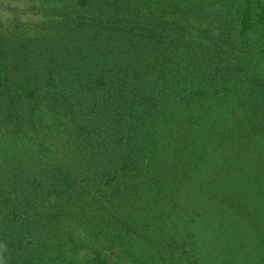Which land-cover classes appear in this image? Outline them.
I'll return each mask as SVG.
<instances>
[{"label": "trees", "instance_id": "obj_1", "mask_svg": "<svg viewBox=\"0 0 264 264\" xmlns=\"http://www.w3.org/2000/svg\"><path fill=\"white\" fill-rule=\"evenodd\" d=\"M44 1L62 6L59 0ZM91 1L79 0L67 11L69 19L66 10L52 13L31 36L0 30V264L37 250V235L50 248L54 227L72 234L69 216H86L93 201L102 206L99 191L120 187L129 195L131 185L120 182L124 174L118 173L133 174L137 164L128 156L156 152L158 139L168 141L163 143L171 147L162 144L167 150L183 139L182 152L190 157L182 170L188 173L192 165L194 173L152 190L153 210L143 214L141 224L164 225L176 205L186 217L183 231L193 237L190 224L195 228L222 213L240 229L242 249L263 264L257 206L250 205L257 201L255 192L264 193L261 65L250 57L230 59L225 48L234 41L223 28L214 37L209 25L193 32L182 23L197 0H96L100 7L88 20L84 13ZM240 1L198 3L209 13L226 8L230 24L238 14L242 35L264 27L262 1L245 0L242 10ZM115 71L108 79L90 77ZM108 161H122L120 170L113 171ZM134 184L133 191L142 190L140 182ZM81 194L90 197L76 211ZM135 201L120 203L134 210ZM104 209L93 216L104 218ZM130 210L117 208L120 217L109 218L129 227ZM177 229L167 230L174 238ZM163 242L172 243L166 237ZM110 264H118L116 256Z\"/></svg>", "mask_w": 264, "mask_h": 264}, {"label": "rangeland", "instance_id": "obj_2", "mask_svg": "<svg viewBox=\"0 0 264 264\" xmlns=\"http://www.w3.org/2000/svg\"><path fill=\"white\" fill-rule=\"evenodd\" d=\"M78 1L59 0V4L62 6L57 7V3L44 0H0V30L5 34L13 33L11 37L14 35L27 36L28 34L31 36L33 31H39L37 26H41L47 17H52V13L56 15L66 10L64 16L69 19L67 11H72ZM261 1L264 4V0ZM154 3L158 6V2ZM239 5H241L240 10H242L245 6V0H241ZM99 7L98 2L92 0L85 7V17L92 20L96 16L94 9ZM185 11L186 13L181 18L182 23L193 32L208 25L212 27L211 34L214 37L222 30L221 28L230 32L234 42H229L225 48V50L229 49L232 53L233 57L230 59L235 57L252 58L253 61L261 65L258 74L260 77H264V27L255 25L247 34L242 35L243 31L238 14L235 16L233 24H230L228 23L229 11L226 8L219 14L209 13L207 9L199 5L198 0L193 3V7L186 8ZM97 13L104 15L105 10H99ZM94 22L97 23V20ZM213 23L216 24V29H214ZM16 43L19 44L22 41ZM195 68L199 69L200 67L196 66ZM132 70L133 66L128 65V80L132 79ZM202 70L207 71L205 68ZM93 74L108 79L114 77L117 72L115 71L110 76L106 72L105 74L92 73L91 78ZM45 95L52 99L50 91H46ZM163 142L168 141L158 139L154 142L156 152L147 151L128 156L129 160L133 161L135 165L137 164V169L133 174L118 173L117 177L124 174L119 180L122 183L131 185H129L131 188L129 195H124V191L120 187L111 191H99L96 199L102 201V206L97 201H93L89 204L91 209L86 216L81 218H78L75 214L69 216L71 222L69 229L72 234L66 235V233L54 227L53 231L56 237L53 238L51 247L47 249L43 247L44 239L37 235L38 249H31L23 254H17L14 264H110L114 256H116L118 264L124 262L125 264H257V260L251 257V251H246L241 247V239L238 237L240 236V229L235 227V230L232 228L229 220L222 213H219L221 215L202 219L195 225V228L189 223L193 231V237H189L183 231L186 229V217L179 214L180 209L173 208L176 205L171 206L172 209L168 211L169 216H167L164 225L159 223L160 227L154 226L152 228L151 226L148 229L144 224H141L140 220L143 219V214L153 210L151 202L153 194L151 191L160 188L171 179L179 178L178 180H182L187 173L182 170L185 161H188V157H190V155L182 152L186 148V145H183L184 140L182 139L177 145L175 144V147L172 145L173 147L169 150L165 149L162 144L168 147L171 146ZM157 145L165 151L160 153ZM176 147L178 148L176 149ZM107 163L113 171H119L122 161L118 163L117 161H108ZM189 167L187 175H192L194 170L192 165ZM135 181L141 183L142 190L133 191ZM103 182L104 180H99L98 185L103 187L101 186ZM141 193L144 195H141ZM254 194L257 196V201L252 202L250 200V205L257 206V219L260 221L261 228L259 240L262 243L264 257V193L261 190V197H259V192ZM222 196L234 201L233 196L228 191H222ZM89 197L90 195L84 194L79 196L74 203L76 211L80 208V204ZM134 198H136L134 210L131 206H123L120 203V200L131 201ZM99 207L107 210L106 212L104 209L106 213L104 218L98 219L92 214ZM117 208L124 209V211L131 209V214L134 215L136 223L133 220L129 222V227H127L121 224L120 221L116 223L109 218V214L112 217L119 216ZM155 208L159 212L157 201L155 202ZM123 217L127 218L128 216ZM229 227L232 229L226 232L225 229L228 230ZM168 228H179L181 232L178 233L177 229V233L173 238L167 230ZM2 236H5L4 241H9L8 237L10 236L5 234ZM12 236L18 238L17 234ZM165 237L168 242L172 243L165 244L163 242ZM112 252H115V255H112Z\"/></svg>", "mask_w": 264, "mask_h": 264}]
</instances>
